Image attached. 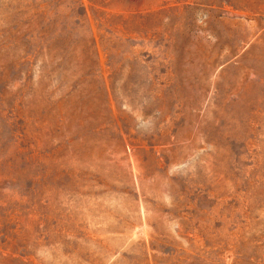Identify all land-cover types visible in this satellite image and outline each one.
<instances>
[{
  "label": "rangeland",
  "instance_id": "1",
  "mask_svg": "<svg viewBox=\"0 0 264 264\" xmlns=\"http://www.w3.org/2000/svg\"><path fill=\"white\" fill-rule=\"evenodd\" d=\"M0 264H264V0H0Z\"/></svg>",
  "mask_w": 264,
  "mask_h": 264
}]
</instances>
